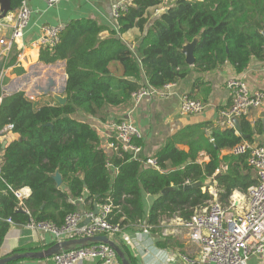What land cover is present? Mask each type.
I'll return each instance as SVG.
<instances>
[{
	"label": "trees",
	"instance_id": "16d2710c",
	"mask_svg": "<svg viewBox=\"0 0 264 264\" xmlns=\"http://www.w3.org/2000/svg\"><path fill=\"white\" fill-rule=\"evenodd\" d=\"M163 1L133 0L126 12H120L117 32L93 19L71 20L54 48L39 50L38 61L44 65L66 63L65 105L35 108L23 92L3 97L0 93V129L13 126V138L1 157L0 247L10 227L7 219L24 226L29 218L61 226L68 214L94 212V206L110 204L106 220L120 233L154 235L161 230L163 216L176 215L185 221L207 206L213 199L209 184L224 207L229 206L234 191L246 195L256 185L246 155L220 158L221 150L232 149L243 141V134H250L245 118H240V135L234 128L211 123L179 130L152 156L155 168L120 149L106 154L91 125L74 118L78 114L105 122L106 109L128 106L131 94L139 88L159 90L184 79L190 68L180 50L195 38L193 70L198 73L228 63L240 74L252 58L264 61V0H173L144 32L150 9ZM20 3L11 0V11ZM132 29L141 35L134 51L122 41ZM18 55L14 45L3 65L16 76L24 73L16 66ZM188 97L194 99L192 94ZM134 144L143 147V139ZM202 156L208 162L200 161ZM56 171L62 178L59 187L50 178ZM187 184L199 185L178 189ZM8 187L30 190L24 202L30 217L18 208ZM143 195L156 197L148 211L142 204ZM78 198L82 204L71 203ZM117 237L111 240L136 264L128 246Z\"/></svg>",
	"mask_w": 264,
	"mask_h": 264
},
{
	"label": "crops",
	"instance_id": "0c3cea01",
	"mask_svg": "<svg viewBox=\"0 0 264 264\" xmlns=\"http://www.w3.org/2000/svg\"><path fill=\"white\" fill-rule=\"evenodd\" d=\"M113 1L114 0H61L55 6L47 8L42 0H27L31 9L30 22L23 38L19 40L16 46L20 44L30 46L29 43L40 35V27L44 25L53 26L57 24H67L69 21L76 19H93L109 27L111 5ZM127 1L131 3L133 0ZM172 2L173 0H164L160 6L150 9V22L145 27L144 32L153 20L159 18L166 12L167 7L170 6ZM15 18L16 10L9 12L6 17L2 19L4 23L0 28V38L10 35V29ZM105 35L106 33L103 34V36ZM140 37L141 35L137 29H132L122 37V41L131 51H134ZM1 52L2 48L0 47V53ZM38 52V50L29 49L22 56L17 58L16 66L24 69L22 75L16 76L12 74L11 68H9L7 69L8 72L5 77V79L7 78L8 81H10L9 84L11 86L14 85L16 91L22 89L30 92L29 94L31 95H36L37 100L35 102L43 95L51 98L52 94H64L67 79L65 61H57L51 65H44L38 61ZM188 67L190 68L188 76L158 91L156 96L151 98L146 97L134 106L130 99V104L126 107L106 109L105 122L94 117H83L78 114L74 116V118L85 121L91 125L99 136L102 149L108 155H111L115 151L113 147H111V144L115 141V122L119 120L131 121L142 134L143 156L152 158L170 136L187 126L199 123H211L221 128H231L228 127L226 120L221 115V112L230 105V94L226 87V83L230 78H242L251 93L261 92L264 95V61L252 58L247 68L240 74L228 63L213 71L203 73H198L193 70V65ZM13 93L5 94L4 96ZM188 94H192L194 100L204 104V110L200 114L189 116L180 115V98L185 95L188 96ZM47 105H55L54 100L52 99V102ZM245 120L249 124L250 134H243V136H248V138L251 139L250 143L264 146L263 112L259 109H253ZM233 128L235 134L240 135V133H242L240 119V131H236L234 126ZM12 138L13 135L9 136L7 141ZM180 148L186 150V146H180ZM228 155H230L229 149L220 151V158H224ZM200 161L208 162V158L202 156L200 157ZM112 173H114L113 170ZM212 183L213 182H211V184ZM212 186L213 184L208 185V193L211 190H215ZM29 194L30 190L28 197ZM237 195H240V199H238L239 197H235ZM216 196L212 197L217 199ZM155 198L156 197L150 195L142 196V204L146 211L149 210ZM231 200L235 203L238 202V207H240L245 204V195L234 191L231 195L230 201ZM80 209L83 208L80 206ZM180 221V218L176 215L163 216L160 222L161 230L159 233L152 235L145 231H124L118 235L117 239L122 240L123 243L128 246L131 256L136 260V264H183L181 255L195 254L196 246L189 241L186 233L181 227ZM158 243L168 245L170 248L158 247ZM52 244V235L41 231L31 232L24 225L12 223L0 247V258L8 257L13 254H34L43 252ZM6 264L54 263L51 257H49L39 259L20 258ZM78 264L100 263L98 261H83ZM248 264H258V262L255 259H251Z\"/></svg>",
	"mask_w": 264,
	"mask_h": 264
},
{
	"label": "built area",
	"instance_id": "2783aa9c",
	"mask_svg": "<svg viewBox=\"0 0 264 264\" xmlns=\"http://www.w3.org/2000/svg\"><path fill=\"white\" fill-rule=\"evenodd\" d=\"M42 1L47 8H51L61 0ZM130 4L127 0L113 1L109 27L115 32L118 30L117 18L120 12H126ZM30 17L31 9L27 0H21L10 29V35L0 38V47L2 48L0 58H6L14 45L19 53L18 57L29 49L39 51L41 48L52 49L57 45L66 24L41 26L40 35L29 43L30 46L23 44L16 46L29 26ZM7 72L8 70L4 69L0 72V89ZM226 87L230 94V105L221 112V115L226 120L228 127L233 128V118H246L253 109H259L264 114L263 93H251L242 78H230ZM162 89L157 90L148 86L139 88L131 94L133 106L146 97L156 96L157 92ZM16 92H23L24 97L30 102L37 100L36 95H31L26 90L19 89ZM3 96L1 93V97ZM204 107L200 101L185 95L180 98L179 113L183 116L197 115L204 110ZM12 130V125H6L0 129V168L3 144L7 143V139L12 135ZM114 131L116 144H111V147L115 151L120 149L122 152L130 154L133 159H145L143 162L145 165L156 167L155 160L143 156L142 147L134 144V140L142 139V134L131 121L122 120L115 123ZM229 152L232 156H247V164L254 172L257 183L248 189L245 195V204L240 207H238V202L235 203L232 200L229 206L224 207L216 198H213L207 206L194 213L188 220L180 221L189 241L196 246L195 254L181 255L183 264H248L251 259H255L258 264H264V146L243 140ZM8 188L11 190L10 187ZM11 192L17 201L18 208L30 217L29 211L24 207L29 190L22 188L11 190ZM209 194L215 197L216 190L209 191ZM72 203L82 204L83 200L78 198ZM110 210V204L101 206L96 215L92 211L79 210L68 214L61 226L29 218L25 227L31 232L41 231L52 235L53 243L99 235L111 239L115 235L118 236L120 232L117 227L110 225L106 220ZM85 220H88L87 224H84ZM6 222L12 224L10 219H7ZM51 260L54 264H78L83 261L119 264L114 250L106 244H89L85 247L61 251L53 255Z\"/></svg>",
	"mask_w": 264,
	"mask_h": 264
},
{
	"label": "water",
	"instance_id": "95a60500",
	"mask_svg": "<svg viewBox=\"0 0 264 264\" xmlns=\"http://www.w3.org/2000/svg\"><path fill=\"white\" fill-rule=\"evenodd\" d=\"M9 12H11V0H0V20L5 18ZM261 34L264 37V28L261 31ZM196 43H197V39L195 38L191 42H187L186 44H184L180 50V52L184 56V61L187 66H192L194 63V48H195ZM3 65H4V59H0V72L3 69ZM51 98L59 106H63L67 102V95L65 93L61 95L52 94ZM232 122L234 124L236 131L239 132L240 131L239 119L233 118ZM247 138L248 136L242 137L243 140ZM5 143L6 142H4L3 144V148L5 146ZM189 162L190 161L187 160L182 166H184L185 164ZM50 178L55 182L56 187H59L61 185L62 178L60 174L58 173V171H56L54 174H51ZM198 185L199 184H192V185L187 184L185 186H179L178 189H189V188L197 187ZM168 190L169 189L164 190L163 193H165ZM97 212H98V209L96 208V206H94V215H96ZM87 223H88V220H85L84 224H87ZM89 244H106L114 250L116 257L118 258V261L120 262V264H131L129 259L125 256V254L120 249V247L113 240L109 239L108 237L104 235L82 238V239L64 240L60 243H53L47 250L43 252H38L34 254H13L8 257L0 258V264H6L11 261L20 259V258H35V259L49 258V257H52L53 255L60 253L61 251H66L69 249H73L75 247H85Z\"/></svg>",
	"mask_w": 264,
	"mask_h": 264
},
{
	"label": "rangeland",
	"instance_id": "374dc122",
	"mask_svg": "<svg viewBox=\"0 0 264 264\" xmlns=\"http://www.w3.org/2000/svg\"><path fill=\"white\" fill-rule=\"evenodd\" d=\"M3 23H4L3 20H0V28H1V26H2ZM0 33H1V32H0ZM9 83H10V81H8V79H7V80L5 81V84H2L0 91H1V93H2L3 95H5V94H10V93H13L14 91H16L14 85L11 86ZM8 90H9V91H8ZM50 102H52V99L49 98V97L46 96V95H43V96H41V97L38 99L37 102H32V103L34 104V107H35V108H39V107H42V106L47 105V104L50 103ZM237 198H238V197H237ZM238 199H240V197H239Z\"/></svg>",
	"mask_w": 264,
	"mask_h": 264
},
{
	"label": "bare ground",
	"instance_id": "6f19581e",
	"mask_svg": "<svg viewBox=\"0 0 264 264\" xmlns=\"http://www.w3.org/2000/svg\"><path fill=\"white\" fill-rule=\"evenodd\" d=\"M239 196H240V195H239ZM239 196L237 195V196H235V197L237 198V197H239Z\"/></svg>",
	"mask_w": 264,
	"mask_h": 264
}]
</instances>
